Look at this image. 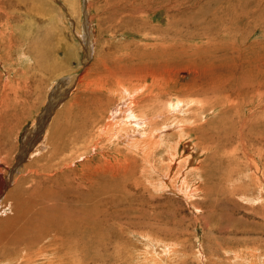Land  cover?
I'll list each match as a JSON object with an SVG mask.
<instances>
[{
  "label": "rangeland",
  "instance_id": "obj_1",
  "mask_svg": "<svg viewBox=\"0 0 264 264\" xmlns=\"http://www.w3.org/2000/svg\"><path fill=\"white\" fill-rule=\"evenodd\" d=\"M257 89L264 0H0V226L24 178L32 213L56 193L82 228L11 249L13 225L0 264H264ZM53 146L68 164L29 176Z\"/></svg>",
  "mask_w": 264,
  "mask_h": 264
},
{
  "label": "bare ground",
  "instance_id": "obj_2",
  "mask_svg": "<svg viewBox=\"0 0 264 264\" xmlns=\"http://www.w3.org/2000/svg\"><path fill=\"white\" fill-rule=\"evenodd\" d=\"M184 17V16H183ZM178 34V33H177ZM163 40H165L166 41V39H164L163 38ZM237 49V48H236ZM242 78V77H241ZM121 80V79H120ZM120 80H118V79H116V83H117V85H123L124 83H122V82H120ZM248 81V80H247ZM123 82H124V80H123ZM242 83V82H241ZM262 83V82H261ZM246 85V84H245ZM244 85V86H245ZM135 86V85H134ZM246 87H249V86H246ZM214 88V87H213ZM229 89V88H228ZM232 88H230V90H231ZM211 90H212V88H211ZM216 90V89H215ZM218 90V89H217ZM247 90V89H246ZM249 90V89H248ZM222 91V90H221ZM225 91V90H224ZM233 91H234V93H237V94H240L241 93V91H242V88L241 89H239L237 86L233 89ZM244 91V90H243ZM218 92V91H217ZM259 93V94H258ZM205 94V93H204ZM257 95L258 96H264V92H261L260 91V89H257V91L254 93V97H257ZM136 96H137V94H136ZM180 97V96H179ZM184 98V97H183ZM94 99V98H93ZM209 99V98H208ZM96 100V99H95ZM139 100V99H138ZM227 100V99H226ZM78 101V100H77ZM89 101V100H88ZM91 102V101H90ZM135 102H137V104H139V102L136 100ZM74 103V102H73ZM93 103V102H92ZM205 103V102H204ZM90 104V103H89ZM94 104V103H93ZM168 104H170L169 105V110H168V112H172L173 110H171V106L173 105V103L172 102H169ZM226 104V103H225ZM199 105V104H198ZM201 105V104H200ZM199 105V106H200ZM71 106V105H70ZM198 106V107H199ZM202 106V105H201ZM206 106V105H205ZM227 106V105H226ZM81 108V112H83V119H82V121L80 120V117L82 116V114H78V116H79V120L81 121V122H85V120H86V116H87V112H89V111H87L86 110V108H85V105H83V106H80ZM173 107V106H172ZM181 107V106H180ZM164 108H166L165 106H164ZM174 108V107H173ZM177 108V107H176ZM263 108V107H262ZM202 109V108H201ZM211 110V109H210ZM62 111V110H61ZM100 111V110H99ZM156 111V110H155ZM182 112V111H181ZM156 113V112H155ZM197 114H198V112H197ZM263 114V113H262ZM131 117V116H130ZM142 118H145L146 119V116H143V117H138V118H136V120L138 119V120H141L142 122H143V120H145V119H142ZM1 119V118H0ZM180 119H182V118H180ZM185 119V118H184ZM193 119H195V118H193ZM96 120V119H95ZM132 120V119H131ZM130 120V121H131ZM164 120V119H163ZM46 121V120H45ZM126 121V120H125ZM135 121V120H134ZM150 122H151V120H149ZM148 121V123H150ZM244 121V120H243ZM127 122V121H126ZM154 121H152V123H153ZM195 122V121H194ZM245 122V121H244ZM113 123V122H112ZM111 123V124H112ZM119 123H120V121H119ZM145 123H146V121H145ZM151 123V124H152ZM0 124H2V123H0ZM110 124V125H111ZM116 124H118V123H116ZM121 124V123H120ZM123 124V123H122ZM147 124V123H146ZM42 125V124H41ZM105 125V124H104ZM110 125L108 126V127H110ZM93 126V125H92ZM115 126V125H114ZM119 126V125H118ZM245 126V125H244ZM248 126V125H247ZM97 127V126H96ZM105 127V126H104ZM120 127H122V125L120 126ZM133 127V126H132ZM136 127V126H135ZM181 127V126H180ZM43 128V127H42ZM114 128V127H113ZM131 128V127H130ZM218 128V127H217ZM233 128H235V127H233ZM117 129V128H116ZM122 129V128H121ZM123 129H124V127H123ZM126 129V128H125ZM137 129V128H136ZM142 129V128H141ZM72 130H73V128L72 127H70V128H68V129H66L65 130V132H64V135H67V133L68 132H72ZM127 130V129H126ZM236 130V129H235ZM39 131V130H38ZM96 131V130H95ZM121 131V130H120ZM137 131V130H136ZM36 132H37V130H36ZM40 132V131H39ZM76 132H81L80 130H78V131H76ZM106 132V131H105ZM121 132H123V131H121ZM133 132V131H132ZM140 132V131H139ZM146 132V131H145ZM238 132V131H237ZM107 133V132H106ZM114 133V132H113ZM126 133V132H125ZM128 133V132H127ZM148 133V132H147ZM183 133V132H182ZM123 134V133H122ZM133 134V133H132ZM142 134V133H141ZM145 134V133H144ZM168 135H169V133H167ZM243 134H244V132H243ZM120 135H121V133H120ZM128 135V134H127ZM165 135V134H164ZM96 136V135H95ZM122 136V135H121ZM124 136V135H123ZM136 136V135H135ZM35 137V136H34ZM44 137H45V135H44ZM126 137H128V136H126ZM242 137V136H241ZM71 138V137H70ZM131 138V137H130ZM137 138V137H136ZM134 139V138H133ZM148 139H149V142L153 145V143H154V141L156 140V138H155V134H154V130L153 131H151V133L149 134V137H148ZM52 140V139H51ZM51 140L50 141H45V139H44V141L41 143L42 145H40L39 147L37 146V149H35V153H37L38 151H42V150H45L46 148H47V146H48V143L49 142H51ZM127 140H128V138H127ZM126 140V141H127ZM240 140V139H239ZM242 140V139H241ZM243 140H244V138H243ZM71 141L74 143V145H76L77 144V142L79 141L78 139H77V136L76 137H74V138H72L71 139ZM134 141V140H133ZM158 141V140H157ZM55 142V141H54ZM179 142V141H178ZM39 143V142H38ZM31 147V146H30ZM43 148V149H42ZM232 148V147H231ZM245 148V147H244ZM33 148H31V150H32ZM42 149V150H41ZM247 150V149H246ZM29 151V150H28ZM46 151V150H45ZM207 151V150H206ZM0 152L3 154L4 152H3V147L0 145ZM61 152H62V147H60V146H53V149H52V152H51V154H50V157L48 158V161H47V163L46 164H44V165H40V168H38V169H36V170H33L32 172H31V174L29 175V176H31V175H35V174H43V173H46L48 170H49V172H51L52 170H54V168H56V166H58L59 164H61V163H63V164H65V165H67L68 163H67V161H66V159L65 158H62V159H60V162H58V161H54L53 159H55V158H59V155L61 154ZM151 152V151H150ZM246 152V151H245ZM30 156V155H29ZM33 156H36V155H34V153H33ZM248 156V155H247ZM38 157V156H37ZM32 158V157H31ZM34 158V157H33ZM53 158V159H52ZM37 159H39V158H37ZM150 160V159H149ZM183 161H184V159H183ZM32 163H33V160H31V162H30V166L32 165ZM189 166V165H188ZM192 168V167H191ZM198 168V167H197ZM19 169V168H18ZM188 169V168H187ZM193 169V168H192ZM193 171V170H192ZM191 171V172H192ZM195 171V170H194ZM193 171V172H194ZM18 172V171H17ZM192 172V173H193ZM196 173H198V172H196ZM195 173V174H196ZM176 175V174H175ZM205 175H206V173H205ZM167 176V175H166ZM188 176H189V174H188ZM187 177V176H186ZM210 177V176H209ZM16 178V177H15ZM164 178V177H163ZM22 180H24V178H22L19 182H18V184L16 185V186H13V188H14V190L10 193V195H6V198H4V200L5 199H8V200H14V202H13V205H14V207L16 208V210L17 211H15V216H13L12 218L11 217H9L8 216V218L7 219H5V220H3V221H1V223H3L4 225H1L0 226V239H3V238H5V237H7V235H9L10 234V231L13 229V228H11L13 225H15V228H16V230L14 231L15 232V236L11 239L12 241L11 242H7V241H5L6 243H12L13 244V246H12V248L11 249H14L15 247H17V246H19L20 245V243L21 242H23V241H27L29 244H30V246H34V245H37V243H39V239H40V234H44V233H48V232H51V231H62L63 229H64V226H65V223H61V222H59V221H61V219H65L64 218V216H66V220H67V223H66V226H71L75 221H76V218H75V216H74V219H75V221H73V217H72V215L71 214H69L67 211H68V208H69V205H67V204H65L64 202H63V199L61 198V196H59L58 195V198H57V196H56V193H55V195H54V197H53V199H52V201L54 202V204L51 206V205H49L47 208H49L51 211H47L46 212V210L44 209L43 210V213L41 214V215H36V214H34V213H32L31 212V210L28 208V205H27V202H26V200L24 199V201H23V199H22V197L24 198V193H23V190H22V186L24 185V182H25V180L23 181V183H22ZM95 180V179H94ZM189 180V179H188ZM210 180V179H209ZM212 180V179H211ZM191 181V180H190ZM189 181V182H190ZM88 182V181H87ZM100 182V181H99ZM98 182V183H99ZM103 182V181H102ZM210 182V181H209ZM97 183V184H98ZM104 183V182H103ZM102 183V184H103ZM191 184V183H190ZM210 184V183H209ZM99 185H101V184H99ZM168 185V184H167ZM186 185V184H185ZM212 185V184H211ZM103 186L104 185H102V187L101 188H103ZM106 186V185H105ZM184 186V185H183ZM170 187V186H169ZM185 187V186H184ZM198 187V186H197ZM208 187V186H207ZM207 187H205V188H207ZM211 187V186H210ZM187 188V187H186ZM199 188V187H198ZM193 189V188H192ZM201 189V188H200ZM97 190V189H96ZM207 190H208V188H207ZM210 190V189H209ZM208 190V191H209ZM211 190H212V188H211ZM57 191V190H56ZM192 191H195V190H192ZM207 191V192H208ZM9 192V191H8ZM58 192H59V190H58ZM87 192V191H86ZM85 192V193H86ZM212 192V191H211ZM210 192V193H211ZM105 193V192H104ZM87 194H88V192H87ZM86 196H88V198L85 200V201H88V200H90V198H91V195H90V193L88 194V195H86ZM3 204H4V202H3ZM24 207H27V208H24ZM34 214V215H33ZM30 215H32V216H30ZM48 216V217H44V216ZM27 216V217H26ZM38 216V217H37ZM63 216V217H62ZM23 219V222H20L21 220ZM58 219V220H57ZM2 220V219H1ZM77 222H79V224L78 225H76L75 223L73 224L74 225V227L76 228V230H77V232H81V225H80V221H77ZM83 225V224H82ZM84 227V226H83ZM83 239H87V241H88V239L90 240V238H88V237H84ZM84 243V242H83ZM23 244V243H22ZM85 244V243H84ZM83 244V245H84ZM28 245V244H27ZM4 246V245H3ZM86 248H87V246H86ZM89 248V247H88ZM87 248V249H88ZM86 250V249H85ZM19 255H22V254H19ZM26 255V254H25ZM5 257V256H4ZM23 258V257H22ZM88 258V257H87ZM3 260V259H2ZM2 260H1V262H2ZM9 260V259H8ZM12 260V259H11ZM6 262V261H5ZM10 262V261H9ZM5 264H7V263H5Z\"/></svg>",
  "mask_w": 264,
  "mask_h": 264
}]
</instances>
